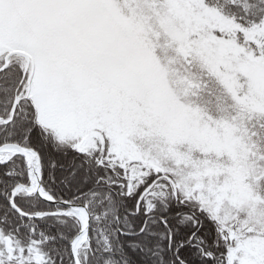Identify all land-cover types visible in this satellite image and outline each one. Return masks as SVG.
<instances>
[{
    "label": "snow or ice",
    "instance_id": "6c2138e0",
    "mask_svg": "<svg viewBox=\"0 0 264 264\" xmlns=\"http://www.w3.org/2000/svg\"><path fill=\"white\" fill-rule=\"evenodd\" d=\"M0 264H264V0H0Z\"/></svg>",
    "mask_w": 264,
    "mask_h": 264
}]
</instances>
